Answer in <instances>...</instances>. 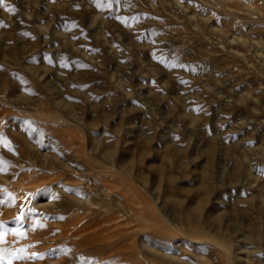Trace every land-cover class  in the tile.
Returning <instances> with one entry per match:
<instances>
[{"label":"rangeland","instance_id":"obj_1","mask_svg":"<svg viewBox=\"0 0 264 264\" xmlns=\"http://www.w3.org/2000/svg\"><path fill=\"white\" fill-rule=\"evenodd\" d=\"M237 1L0 0V264H264Z\"/></svg>","mask_w":264,"mask_h":264},{"label":"bare ground","instance_id":"obj_2","mask_svg":"<svg viewBox=\"0 0 264 264\" xmlns=\"http://www.w3.org/2000/svg\"><path fill=\"white\" fill-rule=\"evenodd\" d=\"M239 1H241V2H239ZM239 1H237V3H239L240 5L242 4L243 5V7H245L246 8V10L249 12V13H257L258 14V12H260V13H262V17L264 18V0H239ZM241 5V6H242ZM238 7V6H237ZM241 8V7H240ZM244 9V8H243ZM245 10V11H246ZM238 15V14H237ZM238 17V16H237ZM260 20V19H259ZM262 20H264V19H262ZM235 34H237V33H235ZM238 36V35H237ZM245 56V55H244ZM92 203V202H91ZM163 221V220H162ZM161 223V222H160ZM162 224V223H161ZM160 224V225H161ZM176 233V232H175ZM186 235H187V233H186ZM208 236V235H207ZM190 237V236H189ZM192 240V239H191ZM191 243V242H190ZM183 260V259H182ZM185 262V261H184Z\"/></svg>","mask_w":264,"mask_h":264},{"label":"snow or ice","instance_id":"obj_3","mask_svg":"<svg viewBox=\"0 0 264 264\" xmlns=\"http://www.w3.org/2000/svg\"><path fill=\"white\" fill-rule=\"evenodd\" d=\"M0 24H2V22H0Z\"/></svg>","mask_w":264,"mask_h":264}]
</instances>
